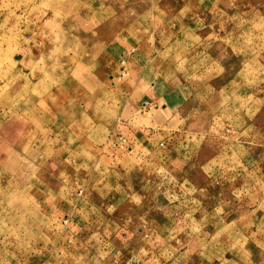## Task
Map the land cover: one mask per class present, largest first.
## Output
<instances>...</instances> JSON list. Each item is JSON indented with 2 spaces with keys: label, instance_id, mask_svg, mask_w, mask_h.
Here are the masks:
<instances>
[{
  "label": "rangeland",
  "instance_id": "374dc122",
  "mask_svg": "<svg viewBox=\"0 0 264 264\" xmlns=\"http://www.w3.org/2000/svg\"><path fill=\"white\" fill-rule=\"evenodd\" d=\"M0 264H264V0H0Z\"/></svg>",
  "mask_w": 264,
  "mask_h": 264
},
{
  "label": "crops",
  "instance_id": "0c3cea01",
  "mask_svg": "<svg viewBox=\"0 0 264 264\" xmlns=\"http://www.w3.org/2000/svg\"><path fill=\"white\" fill-rule=\"evenodd\" d=\"M111 80H114V79H111ZM112 85H114V82L112 83ZM160 100H162V102L159 103L157 105V107H161V109L163 110V112H165L166 110H168L170 107L177 108L179 106L177 104V102H174L172 99L171 100H168L167 98L162 97ZM160 100H158V101H160ZM158 101H156V102H158ZM112 139H114V132H111V135H109V137L106 139L107 142L104 143V146H106V145H109L110 146V142L112 141Z\"/></svg>",
  "mask_w": 264,
  "mask_h": 264
},
{
  "label": "bare ground",
  "instance_id": "6f19581e",
  "mask_svg": "<svg viewBox=\"0 0 264 264\" xmlns=\"http://www.w3.org/2000/svg\"><path fill=\"white\" fill-rule=\"evenodd\" d=\"M96 4V3H95ZM63 28V27H62Z\"/></svg>",
  "mask_w": 264,
  "mask_h": 264
}]
</instances>
